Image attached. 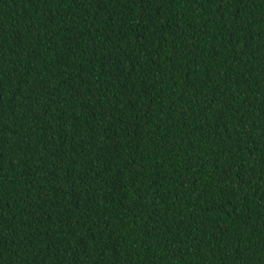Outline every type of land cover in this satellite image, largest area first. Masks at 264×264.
Returning a JSON list of instances; mask_svg holds the SVG:
<instances>
[{
  "label": "trees",
  "instance_id": "obj_1",
  "mask_svg": "<svg viewBox=\"0 0 264 264\" xmlns=\"http://www.w3.org/2000/svg\"><path fill=\"white\" fill-rule=\"evenodd\" d=\"M0 264H264V0H0Z\"/></svg>",
  "mask_w": 264,
  "mask_h": 264
}]
</instances>
